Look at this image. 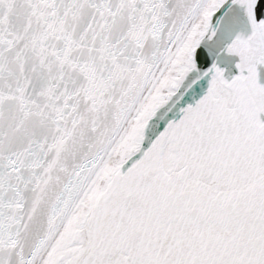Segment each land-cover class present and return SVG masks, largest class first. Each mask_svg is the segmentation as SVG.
<instances>
[{"label": "snow or ice", "instance_id": "snow-or-ice-1", "mask_svg": "<svg viewBox=\"0 0 264 264\" xmlns=\"http://www.w3.org/2000/svg\"><path fill=\"white\" fill-rule=\"evenodd\" d=\"M258 65L264 0H0V264H264Z\"/></svg>", "mask_w": 264, "mask_h": 264}, {"label": "water", "instance_id": "water-1", "mask_svg": "<svg viewBox=\"0 0 264 264\" xmlns=\"http://www.w3.org/2000/svg\"><path fill=\"white\" fill-rule=\"evenodd\" d=\"M237 58L232 57L231 58V64H234L236 62ZM230 67V65H229ZM258 71V82L264 85V65H258L257 66ZM236 74V70L234 67H230V71L226 72V78L230 79L232 75ZM198 98V97H197ZM259 119L264 122V113H261L259 115Z\"/></svg>", "mask_w": 264, "mask_h": 264}]
</instances>
